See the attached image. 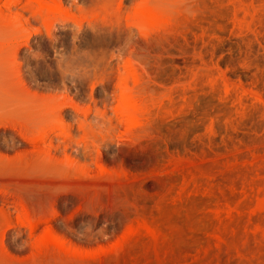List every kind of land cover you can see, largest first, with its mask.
Segmentation results:
<instances>
[{
  "label": "rangeland",
  "instance_id": "374dc122",
  "mask_svg": "<svg viewBox=\"0 0 264 264\" xmlns=\"http://www.w3.org/2000/svg\"><path fill=\"white\" fill-rule=\"evenodd\" d=\"M4 224H74L108 264H264V0H0Z\"/></svg>",
  "mask_w": 264,
  "mask_h": 264
},
{
  "label": "bare ground",
  "instance_id": "6f19581e",
  "mask_svg": "<svg viewBox=\"0 0 264 264\" xmlns=\"http://www.w3.org/2000/svg\"><path fill=\"white\" fill-rule=\"evenodd\" d=\"M138 111L135 105L126 104L121 120L128 125H134L137 122ZM100 173H105V169H100ZM41 197L44 199L43 196ZM25 217L26 219L29 217L27 212ZM22 227H25L26 231ZM63 229L66 233H70L75 230V225L18 224L13 226L4 224L0 226V264H97V262L108 264L105 263L107 259H104L105 252L93 251L89 247V241H86L84 247L71 245L66 237L58 234L57 231H63ZM37 231L39 233H36Z\"/></svg>",
  "mask_w": 264,
  "mask_h": 264
}]
</instances>
